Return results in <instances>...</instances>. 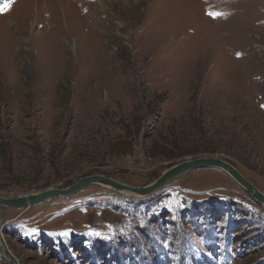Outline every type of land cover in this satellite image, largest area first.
Returning a JSON list of instances; mask_svg holds the SVG:
<instances>
[{
    "label": "rangeland",
    "instance_id": "374dc122",
    "mask_svg": "<svg viewBox=\"0 0 264 264\" xmlns=\"http://www.w3.org/2000/svg\"><path fill=\"white\" fill-rule=\"evenodd\" d=\"M9 2L0 196L202 157L264 195V0ZM0 209V264H264V202L218 167Z\"/></svg>",
    "mask_w": 264,
    "mask_h": 264
},
{
    "label": "water",
    "instance_id": "95a60500",
    "mask_svg": "<svg viewBox=\"0 0 264 264\" xmlns=\"http://www.w3.org/2000/svg\"><path fill=\"white\" fill-rule=\"evenodd\" d=\"M209 167H218L226 170L231 174L241 185H243L254 198L260 202H264V197L261 191L256 188L248 179H246L233 165L224 161L223 159L216 157H202L196 158L189 161H184L182 163L176 164L169 168L162 176L156 179L150 186L135 188L126 184H120L114 179H110L102 175H90L82 178L77 183L66 187V188H51L37 194L25 195L20 198H6L0 196V207L9 206L12 208H22L30 205L43 202L46 199L52 198L54 196H69L74 194L84 188L85 186L92 183H108L114 185L116 188H125L132 192H136L142 196H146L156 191L158 188L162 187L172 178L193 169L198 168H209ZM1 210V209H0ZM11 260V259H10ZM14 264H17L16 261L11 260Z\"/></svg>",
    "mask_w": 264,
    "mask_h": 264
},
{
    "label": "bare ground",
    "instance_id": "6f19581e",
    "mask_svg": "<svg viewBox=\"0 0 264 264\" xmlns=\"http://www.w3.org/2000/svg\"><path fill=\"white\" fill-rule=\"evenodd\" d=\"M207 0H205V2H206ZM207 3V2H206ZM194 5V4H193ZM236 36V35H235ZM236 55V54H235ZM224 59V58H223ZM225 60V59H224ZM117 182V181H116ZM118 183H120V182H118ZM100 184H102V183H100ZM103 184H105V183H103ZM107 185H111V186H113V187H115L114 185H112V184H108V183H106ZM120 184H124V183H120ZM147 187V186H146ZM116 188V187H115ZM118 189V188H117ZM119 190H121V191H130V190H128V189H125V188H119ZM130 192H132V191H130ZM133 194H135V195H140V194H138V193H136V192H132ZM262 193V192H261ZM263 195V194H262ZM263 197H264V195H263ZM47 200V199H46Z\"/></svg>",
    "mask_w": 264,
    "mask_h": 264
},
{
    "label": "snow or ice",
    "instance_id": "6c2138e0",
    "mask_svg": "<svg viewBox=\"0 0 264 264\" xmlns=\"http://www.w3.org/2000/svg\"><path fill=\"white\" fill-rule=\"evenodd\" d=\"M11 4L9 3H5L2 6H0V11H6L10 8Z\"/></svg>",
    "mask_w": 264,
    "mask_h": 264
}]
</instances>
